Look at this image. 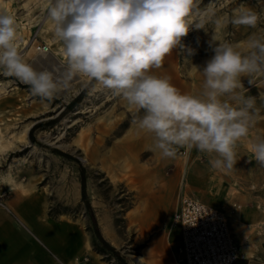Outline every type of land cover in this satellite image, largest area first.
<instances>
[{
	"label": "rangeland",
	"instance_id": "374dc122",
	"mask_svg": "<svg viewBox=\"0 0 264 264\" xmlns=\"http://www.w3.org/2000/svg\"><path fill=\"white\" fill-rule=\"evenodd\" d=\"M208 2L203 0L201 8ZM241 4L261 14L255 29L231 24L223 28L209 24L207 31L193 27L182 40L185 50H174L163 66L152 72L171 77L182 92L200 94L203 78L193 66L202 69L214 55L213 33L216 42L239 44L243 50L253 32L264 31V0H217V15L231 16ZM46 8L47 0H0V12L17 21L18 42L25 59L38 70L56 67L63 71V46L54 37ZM36 45L46 46L47 51L38 52ZM249 79L241 78V91L256 98V107L264 117V76L255 78L252 84ZM70 85L55 99L42 101L30 94L29 86L0 75V152L4 150L0 153V175L10 173L20 183L37 180L51 210L58 213L62 191L63 220L79 225L102 260L144 264L135 257L148 253L143 248L150 245L156 225L170 228L180 172L189 170L192 180L187 191L193 193L188 195L211 202L226 218L238 247L234 264H264V167L254 160L249 138L238 143L237 163L230 171L212 169L210 157L196 149L187 155L180 149L175 158H164L153 150L152 135L135 123L143 112L137 113L122 97L99 86L92 85L77 106L62 113L88 84L75 91ZM250 137H264V119L252 129ZM81 177L90 210L81 198ZM163 185L168 187L167 198L160 197ZM10 188L0 185V192L8 195ZM146 200L155 209L142 222L136 215L142 212ZM95 224L116 255L99 242Z\"/></svg>",
	"mask_w": 264,
	"mask_h": 264
},
{
	"label": "clouds",
	"instance_id": "9594fccd",
	"mask_svg": "<svg viewBox=\"0 0 264 264\" xmlns=\"http://www.w3.org/2000/svg\"><path fill=\"white\" fill-rule=\"evenodd\" d=\"M47 0L46 14L61 42L63 71L37 69L19 46L17 21L0 12V75L29 86L30 94L51 101L73 78L120 96L137 113L135 123L151 134L154 149L175 158L196 149L210 157L212 169L230 171L238 143L249 138L256 163L264 167V137H250L260 122L256 98L246 96L242 77L249 83L264 76V31L253 32L241 45L216 42L214 55L203 68L193 66L203 78L202 92H182L160 69L189 31L212 24L255 29L261 14L241 4L231 16L217 15V0ZM191 52V49H188ZM191 76L192 73L190 72Z\"/></svg>",
	"mask_w": 264,
	"mask_h": 264
},
{
	"label": "crops",
	"instance_id": "0c3cea01",
	"mask_svg": "<svg viewBox=\"0 0 264 264\" xmlns=\"http://www.w3.org/2000/svg\"><path fill=\"white\" fill-rule=\"evenodd\" d=\"M190 177L189 170L180 172L179 191L169 221L171 229L163 228L160 223L156 225L150 245L143 248L148 249V253L140 255L144 264H184L178 262L180 230L173 224V215L177 212L182 198L190 197L217 209L209 201L188 195L193 193L187 191L188 183L192 180ZM0 185L11 187L8 195L0 199V264H110L112 262V260H102L101 253L91 249L89 238L83 236L74 220L71 222L63 220L62 191L61 208L58 213L51 210L52 206L47 203L37 180L30 179L27 183L15 180L11 184L0 179ZM167 188L166 185L159 188L161 198H167ZM165 191L166 195H164ZM75 201L78 204L79 186ZM145 204L142 212L136 215L142 222H145V218L155 209L151 201L149 203L146 200Z\"/></svg>",
	"mask_w": 264,
	"mask_h": 264
},
{
	"label": "built area",
	"instance_id": "2783aa9c",
	"mask_svg": "<svg viewBox=\"0 0 264 264\" xmlns=\"http://www.w3.org/2000/svg\"><path fill=\"white\" fill-rule=\"evenodd\" d=\"M40 53L46 46L36 45ZM6 192H0V199ZM173 224L180 230L178 262L184 264H234L238 247L224 214L202 202L184 197L173 215Z\"/></svg>",
	"mask_w": 264,
	"mask_h": 264
},
{
	"label": "trees",
	"instance_id": "16d2710c",
	"mask_svg": "<svg viewBox=\"0 0 264 264\" xmlns=\"http://www.w3.org/2000/svg\"><path fill=\"white\" fill-rule=\"evenodd\" d=\"M93 84H88L87 86H85L83 88V90L79 93L78 96H76L74 99H72L65 107L62 113L69 111L71 109H73L75 106H77L80 101L83 99V97L85 96L86 92L88 91V88H90ZM33 130V128L30 130L29 135L31 136V131ZM80 191H81V198L84 201L85 207L90 210V204L89 201L87 200L86 196H85V180L83 177H81L80 179ZM95 223V222H94ZM95 235L97 236L99 242L104 245L107 250H109V252L113 253L114 255H116V251L113 247H111L100 235L99 231L96 228V224H95Z\"/></svg>",
	"mask_w": 264,
	"mask_h": 264
},
{
	"label": "bare ground",
	"instance_id": "6f19581e",
	"mask_svg": "<svg viewBox=\"0 0 264 264\" xmlns=\"http://www.w3.org/2000/svg\"><path fill=\"white\" fill-rule=\"evenodd\" d=\"M63 57H64V52L62 53V58ZM70 82H71L70 87L72 88L73 91H75L76 89L80 88L84 84V82L81 81L79 78H73ZM1 86L4 87L5 86V83L2 84ZM63 90H65V89H63ZM24 132H26V130ZM0 176H1L0 179H2V181H6V182L11 183V184L14 183V181H15L13 175H11L10 173H6V174L0 175ZM135 259H136V261L138 263L139 262L140 263H143V259L141 258V256H136Z\"/></svg>",
	"mask_w": 264,
	"mask_h": 264
}]
</instances>
